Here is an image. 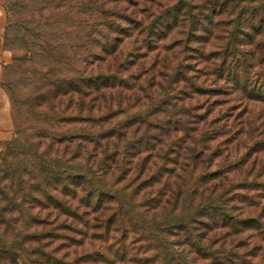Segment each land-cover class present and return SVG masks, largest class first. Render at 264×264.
Masks as SVG:
<instances>
[{
  "label": "trees",
  "instance_id": "trees-1",
  "mask_svg": "<svg viewBox=\"0 0 264 264\" xmlns=\"http://www.w3.org/2000/svg\"><path fill=\"white\" fill-rule=\"evenodd\" d=\"M70 1L42 0L48 17L27 51L48 62L40 74L44 89L30 105L35 131L0 153L6 204L0 224L17 233L12 246L40 250L25 252L27 262L14 252L13 261L30 264L40 254L52 264H195L198 258L251 264L256 249L243 252L229 238L248 230L264 234V162L256 175L243 174L244 162L264 153L262 131L261 139H246L254 127H264V54L257 50L264 19L258 25L236 21L216 59L214 75L226 80L220 91L207 87L212 65L202 48L196 52L204 75L153 55L181 27L201 40L199 8L187 0H123L139 10L124 14L105 5L120 0L94 1L89 17L86 1ZM17 7L9 3L6 10L9 46L8 31L21 26ZM51 22L54 34L48 33ZM214 92L234 95L244 119L215 111L205 99ZM54 100L64 109L54 112ZM202 123L209 124L200 133ZM230 145L243 152L232 158ZM70 250L83 255L68 261ZM6 255L9 244L1 242L0 259Z\"/></svg>",
  "mask_w": 264,
  "mask_h": 264
},
{
  "label": "rangeland",
  "instance_id": "rangeland-1",
  "mask_svg": "<svg viewBox=\"0 0 264 264\" xmlns=\"http://www.w3.org/2000/svg\"><path fill=\"white\" fill-rule=\"evenodd\" d=\"M84 1H86V4L82 6L84 9V14L89 17L93 14L92 12H94V10L92 9L95 8L94 1H98L100 4H102L103 0H71L70 3L81 4ZM132 1H134L135 3H137L138 1L142 2V0ZM159 1H161L162 4L174 5L177 0ZM187 1L195 7L199 8V10L196 11V14L198 15V17L196 18V26L199 29L198 31H200L197 34L202 35L201 40L198 38H189V36H185L184 33L186 29L184 27H181L180 30H176L174 32V35L171 36V42L169 43L168 37L166 40L159 44L158 50L154 51L153 55L156 56L157 54H159L160 59L168 55L170 63L165 64L170 67H175L179 63H185L186 65L191 64L192 67L196 66L197 70H203L202 73L198 72L199 75H204L205 63L199 57V54L196 52V49L202 48L203 52L205 53L204 60L205 62H209V64L206 65H212L206 71L207 75L205 77L207 78L205 82L207 84V87L209 89H218L221 91V89H223L222 87L225 85L224 81L226 80L222 79L224 75H222L220 79L218 78L220 77V74L218 76L214 75V70L216 69L215 66L219 65V62H217L216 59H218V55L221 54L222 49H224L227 45L229 38L236 26V21L239 18L242 19L246 23V25H258L264 19V0ZM9 3H18V15L15 20L21 25L20 27H17L14 30L10 29L8 31V38L10 36L11 40L10 46L9 40L7 44L5 43V36L7 32L6 29L8 25L6 10H9ZM133 3L128 5L123 0H120L118 3L108 2L105 5L108 7H116L117 5L119 6V10H121L124 14L127 11L128 13L139 11L137 10V8L133 7ZM0 4L3 7L6 16L3 53L0 56V64L2 67V72L0 74V130L6 133V137L0 140L1 153L6 150V143L19 137V135L21 137L23 133L35 131L31 130V128L35 127L37 123L35 122V118L33 117V109H35V107L33 105H30L31 102L34 100L33 98L38 95V92H41V90L44 89V85L46 83L45 81L41 80L40 74L41 72L46 71L44 65H47L48 62L46 64L44 63V60H41L39 57L33 55L27 56V51H33L32 48L30 49V46L28 45L30 43L29 41L31 40L32 36H38L39 33L42 35V19L47 18L48 15L46 12L47 10L41 9V7L43 6L42 0H0ZM40 9L41 12H39ZM105 10L107 9L105 8ZM100 11L102 10L100 9ZM57 14L55 16H58ZM54 17H51V19L53 20ZM199 24H202V26H199ZM49 27L50 29L48 33L50 34H54L55 31L58 30V28H56V26H54L52 22ZM200 28L202 30H200ZM162 38H164V36H162ZM257 38L259 41L257 44L259 49L257 47V50L261 51L260 57H262L264 54V32L257 36ZM187 40L191 41L189 47H186V43H188ZM139 41L141 43L142 39H140ZM127 44L131 43L126 42V44H124L120 48L118 54L121 55L125 53ZM166 49H168L169 52H167ZM150 56L152 57V54ZM121 60L122 58L120 59V61ZM148 63H150V61ZM51 65L55 66V64L53 63H51ZM37 73L39 74L36 75ZM219 92L211 93V96H205V99L209 100L210 104L217 106V109L215 111L218 110L220 115H227V117L230 118L231 121L237 116L240 117V113L242 114L241 119H244L242 109L243 106L239 105L240 102L236 100L237 98L234 95L223 96L221 94H218ZM42 103L43 101H40V104ZM221 105L223 106L221 107ZM60 106L61 105L59 104V101L56 100L54 102V112H59L61 109H64ZM261 108L263 110L264 107ZM41 109L42 110H38V112L43 111V107ZM65 110H69V108ZM222 111H224V113ZM208 121H211V119ZM261 121H264V118ZM208 124L206 126H204V123L200 124V133L203 132V127H205V130L208 129ZM261 131L264 133V127L260 128V131H258L257 127H254L251 133H248V135H246V139H261L262 137L259 135V132ZM228 150H230L229 153L232 158H236L237 153H239L238 155H240L243 152V149H240V151H237L236 153L234 151H231L233 150V146L231 145ZM209 153L205 155V159L208 157ZM252 160H256V163H253ZM252 160L251 162H244L243 174L248 172L250 169V171H252V173L256 175V171H260L259 165L264 162V153L260 154L257 159H254L253 157ZM1 199L3 198L0 197V205L5 206V201H2ZM262 222H264V219H262ZM8 229L9 228H7L6 230L5 227L0 224V235L2 236L0 237V243L4 242L9 244V255H6L9 256V258H6V260L0 259V264H17L13 261L12 253L14 252L18 253L19 256L22 255V257L25 258L26 262L28 258L25 257V252H40L38 246L36 245H24L23 247L22 245L12 246L15 235H17V233H12V231H9ZM254 231L255 230H248L240 238L230 237L229 243H233V247H240V250L243 252L247 251L248 253H253L256 249V255L254 259H252L251 257L249 258L250 260L248 259V261H250L251 264H264V234ZM173 239L175 240V238ZM244 246L246 247V249H243ZM73 251L74 250H70L71 258L67 259L68 261H72L73 259L79 258L83 255L80 250H78L75 255L73 254ZM61 253L62 252H60L58 256L61 255ZM31 259L32 261L29 262L30 264H52L50 261L45 260L43 256H40V254H34ZM18 263L22 264V262L19 260ZM78 264L91 263H85L84 260L82 262H79ZM195 264L232 263L228 262V260L224 262L213 263L211 259L198 258Z\"/></svg>",
  "mask_w": 264,
  "mask_h": 264
},
{
  "label": "crops",
  "instance_id": "crops-1",
  "mask_svg": "<svg viewBox=\"0 0 264 264\" xmlns=\"http://www.w3.org/2000/svg\"><path fill=\"white\" fill-rule=\"evenodd\" d=\"M5 27H6V16L3 7L0 4V56L3 53V45H4V36H5ZM2 72V67L0 64V74ZM6 137V133L0 130V140Z\"/></svg>",
  "mask_w": 264,
  "mask_h": 264
}]
</instances>
